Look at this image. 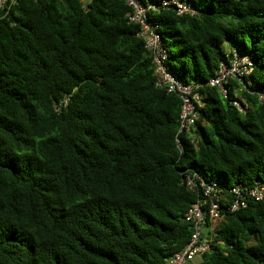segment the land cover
I'll list each match as a JSON object with an SVG mask.
<instances>
[{
    "label": "trees",
    "instance_id": "1",
    "mask_svg": "<svg viewBox=\"0 0 264 264\" xmlns=\"http://www.w3.org/2000/svg\"><path fill=\"white\" fill-rule=\"evenodd\" d=\"M188 1L193 13L149 11L175 75L206 81L233 48L254 66L225 95L199 90L180 148V99L154 85L122 0L0 12V264H159L192 231L200 191L185 174L220 180L228 200L264 183V0ZM203 235L210 249L190 264H264V201L206 219Z\"/></svg>",
    "mask_w": 264,
    "mask_h": 264
},
{
    "label": "built area",
    "instance_id": "2",
    "mask_svg": "<svg viewBox=\"0 0 264 264\" xmlns=\"http://www.w3.org/2000/svg\"><path fill=\"white\" fill-rule=\"evenodd\" d=\"M90 0H80L84 7ZM128 7L126 18L129 23L138 26L137 36L144 41V47L148 50L154 67V85L165 90L167 93L175 94L180 99V112L178 115V130L175 140L180 148L179 135L190 133L198 117V108L203 105V97L199 90L204 86L218 87L222 94H226L229 82L235 80L239 83L245 81L251 74L254 62L250 55L239 53L235 48L220 60L214 74L206 81L191 80L183 82L175 75L167 63V51L161 42L158 31V23L150 17L149 11H159L173 8L177 14L193 13V5L188 0H122ZM17 0H0V12L6 15ZM258 97L264 103V91H257ZM65 98L56 109L65 106ZM240 111L244 112L246 104L241 105L237 100L233 101ZM192 138L190 141H193ZM194 179L199 180L198 185ZM190 190H197L198 198L189 206L184 213L183 219L191 226V234L188 241L170 257L165 258L159 264H190L196 257L200 258L210 249L209 241L205 239L203 230L206 219H217L223 212H235L246 207L247 200L264 201V183L256 182L248 187L242 184L232 185L228 193L229 200L222 194L220 180L203 178L196 174L192 176L185 174L183 179ZM149 264V263H145Z\"/></svg>",
    "mask_w": 264,
    "mask_h": 264
},
{
    "label": "rangeland",
    "instance_id": "3",
    "mask_svg": "<svg viewBox=\"0 0 264 264\" xmlns=\"http://www.w3.org/2000/svg\"><path fill=\"white\" fill-rule=\"evenodd\" d=\"M198 260H199V258H198V257H196L194 261L196 262V261H198Z\"/></svg>",
    "mask_w": 264,
    "mask_h": 264
}]
</instances>
